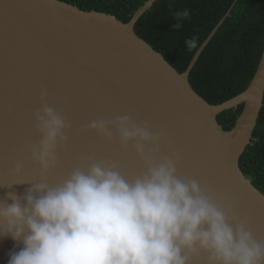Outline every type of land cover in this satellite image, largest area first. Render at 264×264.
<instances>
[{
    "label": "water",
    "instance_id": "water-1",
    "mask_svg": "<svg viewBox=\"0 0 264 264\" xmlns=\"http://www.w3.org/2000/svg\"><path fill=\"white\" fill-rule=\"evenodd\" d=\"M158 0H147L126 23L114 15L82 10L63 0H0V200L8 192L23 197L38 182L40 166L31 157L38 142L34 113L44 103L65 116L68 141L57 147L58 166L48 179L66 177L81 158L115 162L135 176L144 170L132 144L122 148L116 130L108 142L87 126L96 119L129 115L164 132L179 154L178 175L210 186L217 197L230 196L234 211L264 241V194L245 177L239 158L251 143L264 98V47L256 71L241 93L209 104L190 86L188 76L219 23L178 73L134 32L136 21ZM47 96L42 101L41 92ZM243 105L230 130L216 116ZM161 154H170L162 145ZM17 162L23 173L16 176ZM13 184L11 187H7ZM22 243L0 238V264ZM193 264H207L201 253Z\"/></svg>",
    "mask_w": 264,
    "mask_h": 264
},
{
    "label": "clouds",
    "instance_id": "clouds-1",
    "mask_svg": "<svg viewBox=\"0 0 264 264\" xmlns=\"http://www.w3.org/2000/svg\"><path fill=\"white\" fill-rule=\"evenodd\" d=\"M174 29L189 19L175 13ZM197 47V37L185 41ZM47 92H41V100ZM38 142L31 157L40 166L38 182L23 197L8 192L0 200V238L22 243L8 264H193L204 253L207 264H264V241L235 211L228 195L178 175L179 154L164 132L129 115L96 119L87 130L108 142L116 130L122 148L131 143L144 170L129 177L113 161L81 158L64 178L50 182L58 166L57 147L67 144V118L44 103L34 113ZM170 154H161V146ZM16 176L23 173L17 162ZM13 184L7 186L11 187Z\"/></svg>",
    "mask_w": 264,
    "mask_h": 264
},
{
    "label": "trees",
    "instance_id": "trees-1",
    "mask_svg": "<svg viewBox=\"0 0 264 264\" xmlns=\"http://www.w3.org/2000/svg\"><path fill=\"white\" fill-rule=\"evenodd\" d=\"M82 10L114 15L126 23L147 0H63ZM189 10L190 18L174 29L175 13ZM218 29L195 61L188 76L192 89L209 104H220L246 89L264 47V0H158L134 26L135 34L148 43L178 72L183 73L193 55L222 19ZM197 37L188 50L185 41ZM243 105L222 111L216 120L230 130ZM239 166L264 194V98L251 143L239 158Z\"/></svg>",
    "mask_w": 264,
    "mask_h": 264
}]
</instances>
